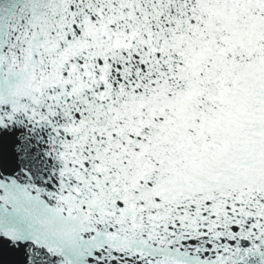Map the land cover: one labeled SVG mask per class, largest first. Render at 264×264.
<instances>
[{
    "label": "snow or ice",
    "instance_id": "obj_1",
    "mask_svg": "<svg viewBox=\"0 0 264 264\" xmlns=\"http://www.w3.org/2000/svg\"><path fill=\"white\" fill-rule=\"evenodd\" d=\"M0 264H264V0H0Z\"/></svg>",
    "mask_w": 264,
    "mask_h": 264
}]
</instances>
